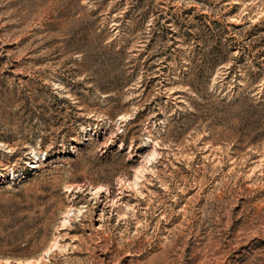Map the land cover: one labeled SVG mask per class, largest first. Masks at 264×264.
<instances>
[{
    "label": "rangeland",
    "instance_id": "1",
    "mask_svg": "<svg viewBox=\"0 0 264 264\" xmlns=\"http://www.w3.org/2000/svg\"><path fill=\"white\" fill-rule=\"evenodd\" d=\"M0 264H264V0H0Z\"/></svg>",
    "mask_w": 264,
    "mask_h": 264
},
{
    "label": "bare ground",
    "instance_id": "2",
    "mask_svg": "<svg viewBox=\"0 0 264 264\" xmlns=\"http://www.w3.org/2000/svg\"><path fill=\"white\" fill-rule=\"evenodd\" d=\"M38 165H36V167H37Z\"/></svg>",
    "mask_w": 264,
    "mask_h": 264
}]
</instances>
